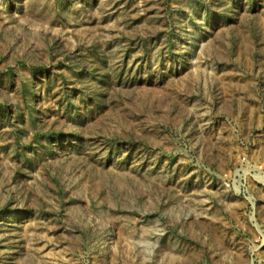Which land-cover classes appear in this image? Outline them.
<instances>
[{
    "label": "rangeland",
    "instance_id": "1",
    "mask_svg": "<svg viewBox=\"0 0 264 264\" xmlns=\"http://www.w3.org/2000/svg\"><path fill=\"white\" fill-rule=\"evenodd\" d=\"M0 264H264V0H0Z\"/></svg>",
    "mask_w": 264,
    "mask_h": 264
}]
</instances>
